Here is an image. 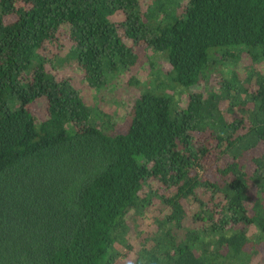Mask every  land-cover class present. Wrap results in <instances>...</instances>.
<instances>
[{"label": "trees", "instance_id": "16d2710c", "mask_svg": "<svg viewBox=\"0 0 264 264\" xmlns=\"http://www.w3.org/2000/svg\"><path fill=\"white\" fill-rule=\"evenodd\" d=\"M123 85L121 129L101 99ZM262 245L264 0H0V264H253Z\"/></svg>", "mask_w": 264, "mask_h": 264}, {"label": "rangeland", "instance_id": "374dc122", "mask_svg": "<svg viewBox=\"0 0 264 264\" xmlns=\"http://www.w3.org/2000/svg\"><path fill=\"white\" fill-rule=\"evenodd\" d=\"M118 19H119V17L116 18V20H118ZM69 45L70 44H69V41L67 39L63 40V46H65V49L68 48ZM140 50L143 51L144 54L149 55L152 59H154L155 57L156 58L158 57L149 51L147 52V51H144L142 49H140ZM247 63H248V61L245 58H243L242 61L238 63V66H243ZM159 66H160V68H162L163 71H166L168 69V64L162 60H160ZM133 73H136L137 77L140 80L144 81V80H146V78L148 76L149 67L147 66V64H144L141 62L140 65L138 66V68L133 70ZM60 74L71 76L76 81V84L78 86L82 85V82L80 81L81 75L78 71H75V70L67 67V68H64ZM123 80H125V79H123ZM203 89H205V88H203ZM191 90H192V88L187 90L186 93L180 94V96H178V95L177 96L175 95V96L178 99L179 98L183 99L186 96V94L188 95L189 93H191ZM135 93L132 91V89L130 87L123 85L121 88H119L117 90V93L113 94V92H107V93H105V95L101 99L104 101L103 102V105L105 106L104 110L109 112L112 119L116 121L117 126L121 129H123L125 127L124 124H125L126 120L128 119L127 118L128 113H129L130 108L132 106L131 99H132V97H134ZM170 94H171V92H170ZM32 112L37 117V119L43 118L44 114H45L44 102L41 100L37 101L32 106ZM262 256H264V245H262V246H260V248H258V254L254 257L252 263L258 264V262Z\"/></svg>", "mask_w": 264, "mask_h": 264}]
</instances>
